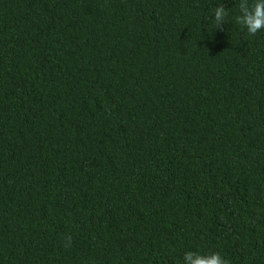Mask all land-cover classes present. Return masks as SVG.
<instances>
[{
	"label": "trees",
	"instance_id": "1",
	"mask_svg": "<svg viewBox=\"0 0 264 264\" xmlns=\"http://www.w3.org/2000/svg\"><path fill=\"white\" fill-rule=\"evenodd\" d=\"M238 3L0 0V264H264V30Z\"/></svg>",
	"mask_w": 264,
	"mask_h": 264
},
{
	"label": "clouds",
	"instance_id": "2",
	"mask_svg": "<svg viewBox=\"0 0 264 264\" xmlns=\"http://www.w3.org/2000/svg\"><path fill=\"white\" fill-rule=\"evenodd\" d=\"M239 15L236 16V24L246 29L249 35H256L264 30V0H239L236 5ZM214 16L216 29L223 30L226 17L229 11L221 3L219 6L211 9ZM70 245L71 237L67 238ZM184 264H230V261L223 258L218 252L202 255L197 252H186L183 256Z\"/></svg>",
	"mask_w": 264,
	"mask_h": 264
}]
</instances>
